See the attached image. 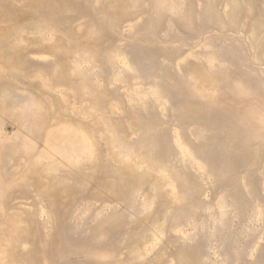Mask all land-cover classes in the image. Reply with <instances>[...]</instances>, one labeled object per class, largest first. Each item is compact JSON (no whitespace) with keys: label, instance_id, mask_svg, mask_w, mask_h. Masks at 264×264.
Returning a JSON list of instances; mask_svg holds the SVG:
<instances>
[{"label":"rangeland","instance_id":"374dc122","mask_svg":"<svg viewBox=\"0 0 264 264\" xmlns=\"http://www.w3.org/2000/svg\"><path fill=\"white\" fill-rule=\"evenodd\" d=\"M0 264H264V0H0Z\"/></svg>","mask_w":264,"mask_h":264}]
</instances>
